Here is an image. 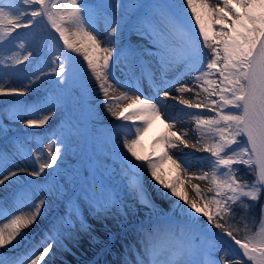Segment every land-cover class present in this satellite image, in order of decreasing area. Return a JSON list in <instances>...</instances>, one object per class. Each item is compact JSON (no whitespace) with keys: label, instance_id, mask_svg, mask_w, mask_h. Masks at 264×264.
Returning a JSON list of instances; mask_svg holds the SVG:
<instances>
[{"label":"snow or ice","instance_id":"1","mask_svg":"<svg viewBox=\"0 0 264 264\" xmlns=\"http://www.w3.org/2000/svg\"><path fill=\"white\" fill-rule=\"evenodd\" d=\"M22 3L26 7H20L18 0L7 4L0 0V66L14 68L28 61L34 55L33 49L26 47L34 36L32 30L46 22L63 49L54 54L56 67L51 73L42 71L41 76L52 74L60 78L58 83H64L70 71L66 65L75 63L72 54L83 56L91 78L105 97L103 107L117 121L131 122V127L116 126L124 133L123 148L132 158L116 151L123 186L116 189L102 184L85 191L90 207L98 216L126 217L135 205H126L123 192L134 202L155 209L144 179L145 166L155 185L166 190L161 195L170 193L187 206L173 203L170 213L153 211L147 224L141 222L137 227L139 247L129 245L121 264H264V204L258 224L253 213L255 204L264 197V0H150L130 5L115 0L114 5L100 6L85 0ZM113 8L115 14L110 11ZM121 8L137 10L133 27L154 51L146 48L134 54L116 49ZM20 29L29 31L21 33ZM52 41L56 42L54 37ZM121 56L125 58L120 67L123 82L114 72ZM145 56L153 59L145 60ZM153 64L159 68L158 79ZM5 75L0 73V97H23L31 90V82L17 85ZM185 75L192 76V84H181L176 87L178 95L171 96L167 89ZM143 80L156 91L155 96L144 95L139 86ZM117 88L125 90L112 95ZM185 93H193L192 98H185ZM168 99L183 105L175 117L168 111L174 107L165 103ZM4 103L12 119H21V113L28 110L22 100ZM156 118L169 131L154 142L162 146V154L152 159L142 155L138 145L141 134ZM49 119L50 115L44 114L24 123L29 128L42 127ZM185 119L192 122L190 131L196 136V145H201L198 150L209 153L208 157L170 153L181 146L189 147V129L173 130ZM56 143L53 140L46 150H38L31 169L17 167L16 171L0 173V185L10 184L20 172L39 177L56 166L61 153ZM14 154L0 152V169ZM164 160L185 179L177 177L168 182L160 171V161ZM194 161L207 170L202 166L192 172ZM194 180L205 182L211 195L202 192ZM27 183L29 186L14 194L11 202L0 200V264H48L46 258L60 245L64 231L75 227L76 221L81 228L87 227L79 208L72 206L38 244L17 253L28 239L24 230L47 211V197L37 195L31 186L34 182ZM188 188L194 198L189 197Z\"/></svg>","mask_w":264,"mask_h":264},{"label":"bare ground","instance_id":"2","mask_svg":"<svg viewBox=\"0 0 264 264\" xmlns=\"http://www.w3.org/2000/svg\"><path fill=\"white\" fill-rule=\"evenodd\" d=\"M10 1L11 0H3L5 4L9 3ZM149 2L150 0H139L138 2L133 4H145ZM129 10L134 11L137 14L136 9ZM134 19L135 18L131 17V20L129 21H132ZM99 29L101 31V34L104 33V28L102 29L101 26H99ZM19 31L21 33H24L29 30L20 29ZM108 31H110V29ZM51 35L55 37L57 44H59L63 48V43L59 41L58 35L54 31H52V29L47 44L52 40ZM142 38L143 37L137 33L133 26L130 27L129 25H127L125 27H121V32L116 37V44L118 41H123V47L120 50L125 53L131 52L136 54L146 49V41L144 42ZM42 42L43 41H35L32 37L30 38L29 43L26 45V47L34 49L37 48L39 43L41 44ZM148 49L153 48L151 47ZM16 50L18 51V49ZM72 55L74 56L75 63L68 64V69L70 71L64 83H66L68 86L72 85V88L78 91L80 89L83 90L86 99V105L89 110V116L91 117V119L99 122H103L105 120L111 121L110 123L108 122L102 127H92L91 129V133L89 134V137L86 141L85 148L82 151L83 155L80 157V161L82 162L81 164H83L84 169L82 171L81 178L86 179L89 174L88 170L92 168L95 169V165H99L101 163L104 164L105 157H107V155L111 156L112 153L118 151L119 148H117V146L123 143L124 135L121 136L122 132H120L116 128V126L125 125L131 127V122L117 121L115 117H113L108 112V110L103 107L105 97L97 86L96 81L91 78V73L87 69V65L83 60V56L76 54ZM44 56V52L40 53V55L32 58L30 57L28 61H25L23 64L17 65L14 68H4L0 66V73L6 74L4 77L5 79L11 78V81H14L17 85L31 82L30 91H32H28L23 97H9V100H7V97H0V152L8 154L15 153L11 158V162H8L6 164V167L0 169V173L6 174L7 171H14V169H17V167L31 169L34 166L33 162L35 160V156L38 153V150H46L48 144L52 143L53 140L57 142V146L60 140H63L66 136L65 133H67L66 128H68V125L65 124L66 127L64 129L60 128V122L63 121V116L53 117L55 111L60 108L62 100L60 97H56L50 92V88H55L56 85H52L47 89L43 87V83L51 77V74L41 76L42 71L48 73L47 65L40 62V60L43 59ZM120 59L121 64L114 70V72L116 79L123 82L124 75L120 72V67L124 66L125 58L124 56H121ZM129 59L131 60L132 57H129ZM136 59L139 60V56H136ZM144 59L152 60L153 58L145 56ZM153 67L156 68L155 70L158 79L159 68L155 64H153ZM13 73H15V75H13ZM137 75H139V69H137ZM172 75L173 74H170V78ZM36 76H41V78L37 80L35 79ZM190 79L192 81V77ZM139 86L144 95H156V91L150 86L147 80L141 81ZM124 90L125 89L123 88H117L111 94L119 95ZM170 93H175L176 95H178L176 93V90ZM27 94L29 96H27ZM192 96L193 93L184 94V97L187 99H191ZM12 100H22L27 106L28 110L21 113V119H12L9 115V106L4 102ZM165 103L174 105V107L168 109L170 114L174 117L178 115V110L183 108V105H180L177 100L168 99L165 101ZM185 111L194 110L186 109ZM204 111L207 115H212V113H207V110ZM44 114H49L50 119L42 127L29 128L25 125L24 120L35 119L38 116L42 117ZM21 125H23L22 129H14L15 126ZM192 126V122L187 119L177 123L176 128L173 130L179 132L184 128L189 129V147L183 148V146H181L180 148L170 150V153H175L176 156H181L182 153H189L192 157H208L209 153L198 150L201 145H196V136L190 131ZM112 130L117 133L111 134ZM168 131L169 130L165 127V123L162 122L161 119H153L147 126V130L143 132L139 138V141L143 148L140 153L146 157L157 159L162 154V146L155 144L154 142L160 137L166 136L168 134ZM98 133L101 134L103 138L109 140L107 146H99V148H97V144L93 142V138L94 135ZM69 134L73 135L74 129ZM16 137L20 138L15 139ZM28 140H30L31 142L27 143ZM193 145H195V147ZM17 148L19 150H17ZM88 149L90 157L87 158ZM120 153L128 157V159H132L130 156H128L124 148L120 150ZM44 155H47L46 151H44ZM133 163H135L134 160ZM202 166L205 167V170H207L205 165L194 161L192 172H197V170ZM160 171L161 174L165 176L168 182H171L174 178L177 177L182 181L185 179L184 175L168 160L160 161ZM53 172L54 169L48 172L46 169L45 173H42L40 175L43 178H30L25 183H17L15 182L17 177H14L13 181L10 184L9 182H6L5 185H0V200L2 201L11 202L14 194L18 193L22 188L28 187L29 185L27 182L30 181L34 182L31 186L36 188L38 196L47 197V211L44 216L37 220L40 221L42 219L40 226H36V222L34 224L35 227H33L34 225H32L29 229L24 230V232L28 236V239L20 248L17 249V253L24 252L26 249L31 248L34 244H37L36 240L42 239L45 233L53 225H57L61 217L65 216L63 214V210H67L66 207L68 204V198L60 200L59 191L55 190L54 187H49V185L52 184L50 175ZM116 172H118V174H121V169H118V171ZM144 179L146 182V187L151 193V199L153 201L155 209L145 207L136 202L134 203V201L130 197H125V203L132 202L126 203V205H135L132 211H130L126 217H116L109 214L107 216L97 215L90 218V214L88 215L81 213L83 221L85 222L87 227L81 228L80 222L76 221L75 227L69 228L64 231L61 236L60 245L55 247L53 252L50 253V256L46 258L48 264H55V262H58L59 264H78L77 262H80L81 264H83V260H85L86 262L84 264H92L93 262H91V258L94 254L101 256L100 249H102L103 247H100V245L105 241H109L110 243L112 242V244L108 246H114V249H117V251H115L114 253L115 264H121L122 255L125 253L126 248L129 245L136 244L137 227L141 224V222L147 224V221L153 211H155V213L157 214L170 213L173 210V203L181 205L185 208L187 207L183 204V201H180L177 197H172L170 193H168L167 197L161 195L160 193H164L166 190L159 185H155V182L151 180L150 174L147 172L146 166ZM192 182L197 184L201 188L202 192L211 195V193H207V184L205 182L195 180ZM48 189L52 190L51 194H49ZM188 193L190 198L195 197V194L191 192L190 188H188ZM72 194L73 193L69 194L68 197L72 196ZM53 203H55V206H53ZM6 222L7 220L4 221V223ZM212 231L216 230L213 229ZM69 233L71 234L69 235ZM118 236H120L122 240L120 245L116 244L115 242ZM136 247H139V245L136 244ZM74 250L78 251L79 254H75ZM108 250L109 249H107V251ZM95 251H98V253H94Z\"/></svg>","mask_w":264,"mask_h":264},{"label":"rangeland","instance_id":"3","mask_svg":"<svg viewBox=\"0 0 264 264\" xmlns=\"http://www.w3.org/2000/svg\"><path fill=\"white\" fill-rule=\"evenodd\" d=\"M138 1L139 0H121V2L124 5H130ZM10 2H15V0H11ZM18 2L20 7H26L23 5L22 0H18ZM85 2L88 3L89 5H97V6L115 4V0H85ZM110 11L112 12V14H115L114 8L111 9ZM119 15L122 20L121 27H125L127 25H129L130 27L133 26V23L135 22L137 16L136 12L126 8H121ZM188 15L191 16V13L189 12ZM131 17L135 19L129 21L131 20ZM99 26H101L102 29L104 28L103 21L99 22ZM32 31L34 33L33 39L35 41H40V42L43 41L41 44L39 43L37 48L33 49L34 55L32 57L38 56L40 55V53L44 52L45 56L43 59L40 60V62L42 64L47 65V71L48 73H51V70L56 67V65L53 64L52 62L54 58V54L57 53L59 49L61 50L63 48L59 44H57V42L53 43L52 40L47 44V41L49 40L51 34V28L49 25H47V23H45L43 27L39 29H33ZM104 34L105 32L102 33V35ZM142 39L144 40V42L146 41V48L152 47V45L148 43L146 37H143ZM123 43H124L123 41H118L115 46L116 49L118 50L122 49ZM151 50L154 51V49ZM204 51L207 52V49H204ZM66 67L69 68V65H66ZM191 77H192L191 75H185L178 78L175 86L172 87V89H168V91L174 92L176 90V87H179L181 84L190 86L192 84V81L190 79ZM59 79L60 78L51 74V77L43 83V87H45V89L51 87L52 85H56L55 88L52 89L50 88V92L52 95L54 94V96L60 97L62 100H61L60 108L55 111L53 117L63 116V121L60 122L61 129H64L66 127L65 124L68 125V128H66L67 133H65L66 136L64 137L63 140H60V142L57 145L58 147L61 148L60 158L57 161V165L54 166L53 168L47 169V172L54 169V172L51 173L50 175L52 179V184L49 185V187H54L55 190L59 191L60 200L64 198H68V204L66 207L67 210L66 211L63 210V214L65 216L68 215L71 207L75 206L79 208L80 213L88 214V215L90 214L89 217L92 218L94 216H97V214L93 210V208L90 207L83 193L85 191H91L94 187L98 188L102 184L111 188H116V189L122 188L124 183V178L120 173L118 174V172H116L118 171V169H121V161L117 158L115 151V153H112L111 156L107 155V157H105L104 164L101 163L99 165H95L96 166L95 169L92 168L88 170L89 174L86 179L81 178V174L84 169H83V164H81L82 162L80 161V157L83 155L82 151L85 148L86 141L89 137V134L91 133L92 127H102L103 125L107 124L108 122L110 123L111 121L105 120L103 122H99L91 119V117L89 116V110L86 105V99L83 90L80 89L78 91L72 88V85L68 86L66 83H58ZM170 95L176 96L175 93H170ZM27 96L29 95L27 94ZM10 98H18V97L15 96ZM10 98L7 97V100H9ZM22 128L23 125L14 127V129H22ZM73 129H74V134L70 135L69 133ZM113 133H117V132L112 130L111 134ZM123 135L124 134L121 133V136ZM18 138L16 137L15 139ZM28 142L31 141L28 140L27 143ZM93 142L96 143L97 148H99V146H103V147L107 146L109 140L103 138V136L98 133L94 135ZM117 148H119L118 151L120 152V150L123 149V143L118 145ZM138 150L139 151L143 150L140 141L138 145ZM88 157H90L89 149L87 152V158ZM239 167L242 172H247L244 166H239ZM16 170L17 169H14V171ZM40 177L43 178L42 176L36 178H40ZM247 179L251 180L252 176L248 175ZM71 193H73L72 196L68 197V195ZM121 194L124 196V198L128 197L123 192ZM126 203H132V202H126ZM261 204H264V197H262L261 200L255 204V207L253 209V213L255 215L257 224L259 222ZM53 206H55V203L53 204ZM200 219L204 221L205 218L200 217ZM41 222L42 219L40 221H37L36 226H40ZM33 227H35V225ZM40 241L41 239H37L36 243L38 244ZM115 242L116 244L120 245L122 242L121 237L118 236ZM111 244L112 242L110 243L109 241H105L100 245V247H103L102 249H100L101 256L94 254L93 257L91 258V262H93L92 264H115L114 253L115 251H117V249H114V246H108ZM107 249L109 250L107 251ZM74 253L79 254L78 251H75ZM94 253H98V251H95ZM77 263L81 264L80 262ZM82 263L83 264L86 263L85 260H83ZM55 264H59V263L55 262Z\"/></svg>","mask_w":264,"mask_h":264}]
</instances>
